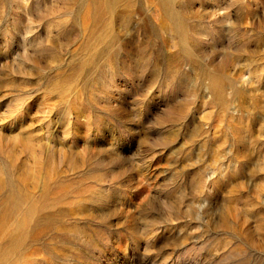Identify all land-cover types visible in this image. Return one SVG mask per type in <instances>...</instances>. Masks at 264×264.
Wrapping results in <instances>:
<instances>
[{
	"label": "rangeland",
	"instance_id": "rangeland-1",
	"mask_svg": "<svg viewBox=\"0 0 264 264\" xmlns=\"http://www.w3.org/2000/svg\"><path fill=\"white\" fill-rule=\"evenodd\" d=\"M0 264H264V0H0Z\"/></svg>",
	"mask_w": 264,
	"mask_h": 264
}]
</instances>
